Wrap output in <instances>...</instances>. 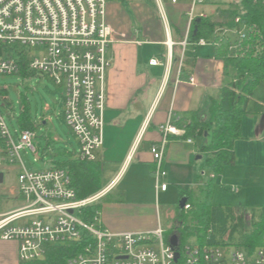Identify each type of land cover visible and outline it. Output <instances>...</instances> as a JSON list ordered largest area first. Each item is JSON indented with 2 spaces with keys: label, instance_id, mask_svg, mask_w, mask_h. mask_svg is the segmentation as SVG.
Segmentation results:
<instances>
[{
  "label": "built area",
  "instance_id": "2783aa9c",
  "mask_svg": "<svg viewBox=\"0 0 264 264\" xmlns=\"http://www.w3.org/2000/svg\"><path fill=\"white\" fill-rule=\"evenodd\" d=\"M210 1L170 0L173 5L190 4L186 14L189 25L207 18L195 9ZM107 2L0 0V76L19 74L25 69L46 75L63 90V117L79 143L74 159L84 163L96 161V152L104 140L103 83L110 65L106 52L113 42L112 29L105 20ZM242 2L260 4L264 0H231L228 6L238 8L236 15L224 16L208 39L190 42L187 33L181 48L211 46L217 51L225 46L228 58L244 56L250 47L245 41L258 30L242 22ZM32 49L39 57L31 53ZM149 65L164 64L154 58ZM189 82L193 83V79ZM166 130L175 135L182 132L171 126ZM31 136L32 131L21 130L16 143L0 113V155H9L11 163L15 156L19 158L21 171L11 195L17 194L23 204L11 211L0 210V240L17 244L19 264H46L51 250L60 246L74 249L65 264H264V248L248 253L235 247L181 245L178 230L168 237L160 228L150 232H109L101 225L97 212L91 220L85 215L86 209L98 204L107 190L79 200L66 170L54 166L45 172L26 170L19 151L29 148L35 152ZM163 151L164 144L151 148L158 169ZM159 173L164 174L156 171L157 181ZM158 183L159 189L165 191L167 185ZM189 209L185 202L180 211ZM174 234L178 237L177 248L169 244Z\"/></svg>",
  "mask_w": 264,
  "mask_h": 264
},
{
  "label": "crops",
  "instance_id": "0c3cea01",
  "mask_svg": "<svg viewBox=\"0 0 264 264\" xmlns=\"http://www.w3.org/2000/svg\"><path fill=\"white\" fill-rule=\"evenodd\" d=\"M156 2L159 8L154 0H108L106 4L105 20L113 42L106 52L110 65L103 83L104 140L96 161L101 166V190L108 192L96 204V212L101 225L114 234L160 228L168 237L175 232L179 212L167 209L165 202L161 206L160 199H168L175 187L180 202L182 190L196 187L199 175L207 177L201 148L209 139L204 134L188 143L184 129L177 125L190 114L207 121L211 101L233 80V72L224 71L213 47L181 48L184 36L188 33L190 38L193 32L186 16L190 4L173 5L169 0L163 7L161 0ZM227 8L228 4L217 8L210 1L195 12L219 25ZM154 58L164 65L150 66ZM257 107L260 112L242 119L240 139L233 145L234 163L217 178L214 204L237 210L264 205V97ZM169 126L182 132H166ZM161 144L164 151L158 169L151 148ZM156 171L164 173H159L158 181L167 185L165 191L157 186ZM0 264H19L15 242L0 240Z\"/></svg>",
  "mask_w": 264,
  "mask_h": 264
},
{
  "label": "trees",
  "instance_id": "16d2710c",
  "mask_svg": "<svg viewBox=\"0 0 264 264\" xmlns=\"http://www.w3.org/2000/svg\"><path fill=\"white\" fill-rule=\"evenodd\" d=\"M241 6L242 22L257 29L258 34L250 35L245 41L250 47L242 57L228 58L225 46L216 51V56L223 61L224 71L233 72V81L222 88L218 99L211 101L207 121L197 114H190L182 117L177 125L184 129L185 140L201 138L205 133L209 139L201 148L206 154L202 170L208 175L206 178L199 175L201 180L196 187L180 192L181 200H185L190 209L179 212L180 221L175 230H178L181 245L235 247L252 253L257 248H264V205L237 210L212 201L217 178L226 166L234 163L233 145L240 139L242 119L250 112H260L257 101L264 97V3L242 2ZM237 12L235 6L222 10L223 17L236 15ZM216 25L208 19L195 20L190 39H208ZM19 74L26 77L36 75L25 69ZM17 123L20 131H33L28 107L22 108ZM52 155L55 157L53 166L68 172L77 199L87 198L101 190L99 162H79L64 147L53 149ZM97 208V205L87 208L86 219L91 220ZM73 251L68 246L54 247L46 264H65Z\"/></svg>",
  "mask_w": 264,
  "mask_h": 264
},
{
  "label": "rangeland",
  "instance_id": "374dc122",
  "mask_svg": "<svg viewBox=\"0 0 264 264\" xmlns=\"http://www.w3.org/2000/svg\"><path fill=\"white\" fill-rule=\"evenodd\" d=\"M157 8L158 3L154 0ZM217 8L224 7L231 0H211ZM164 7L169 0H161ZM232 7V6H230ZM161 14V12H160ZM167 15V14H166ZM210 49V48H209ZM39 57L36 50L31 53ZM63 90L60 89L46 75L36 73L31 77L21 74L0 76V113L6 127L8 128L14 141L18 143L20 128L17 119L23 107H28L34 122L31 136V144L35 152L26 148L19 151V157L30 172H45L53 167L52 150L64 147L73 154L79 150V143L68 128L63 117ZM46 119V124H42ZM199 157V156H198ZM9 155H0V174L3 175V181L0 183V204L1 211H11L22 207V201L17 196H12L17 186V174L21 171V164L18 157H14L15 162ZM203 160V159H202ZM185 189L188 187L185 186ZM172 195L163 200L160 199V205L164 202L167 209L180 212L178 190L171 187ZM118 195V193H114ZM162 210L166 211L162 208ZM159 252L158 246L154 247Z\"/></svg>",
  "mask_w": 264,
  "mask_h": 264
},
{
  "label": "water",
  "instance_id": "95a60500",
  "mask_svg": "<svg viewBox=\"0 0 264 264\" xmlns=\"http://www.w3.org/2000/svg\"><path fill=\"white\" fill-rule=\"evenodd\" d=\"M198 21H199V20H197V22H198ZM206 134H207V133H205V135H206ZM2 181H3V175L0 174V183H2ZM184 203H185V200H181V201H180V204H179V207L182 208L183 205H184ZM169 244H170L171 246L175 247V248L178 247V237H177L175 234L172 235V236L169 238Z\"/></svg>",
  "mask_w": 264,
  "mask_h": 264
}]
</instances>
